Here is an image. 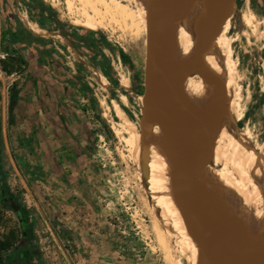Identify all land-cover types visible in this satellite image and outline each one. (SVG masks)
<instances>
[{"label": "rangeland", "instance_id": "rangeland-1", "mask_svg": "<svg viewBox=\"0 0 264 264\" xmlns=\"http://www.w3.org/2000/svg\"><path fill=\"white\" fill-rule=\"evenodd\" d=\"M235 5L229 37L244 112L233 127H248L263 143L264 0H235ZM243 13L255 19V32L242 24ZM23 18L34 27L25 26ZM71 18L65 0H0V261L169 264L137 158L144 34L87 30L72 25ZM20 41L37 49L34 64L15 48ZM33 68L67 89L88 137L81 150L73 143L44 147L26 112L40 83ZM168 243L172 263L186 264Z\"/></svg>", "mask_w": 264, "mask_h": 264}, {"label": "bare ground", "instance_id": "bare-ground-1", "mask_svg": "<svg viewBox=\"0 0 264 264\" xmlns=\"http://www.w3.org/2000/svg\"><path fill=\"white\" fill-rule=\"evenodd\" d=\"M154 2L155 0H65V5L72 16V25L92 31L116 28L124 35L137 38L140 34L145 35ZM218 2L219 0H193L183 19L168 26L169 46L177 66L197 54L198 36L210 23ZM235 11L234 1H228L221 11V26L199 70L196 71L194 66L185 69L180 74V82L186 97L211 120L214 127L212 156L197 182L234 220L247 238L264 250V141L259 143L255 140L248 127H233L235 122L241 121L244 112L241 76L229 37ZM240 20L252 32L256 31L258 24L251 14L243 13ZM22 21L28 28L34 27L26 18ZM145 108L150 131L146 137L140 132L141 146L137 158L141 167L142 146H147L149 156L145 164L147 176L144 189L152 201L148 206L158 223L157 239L160 248L165 251L169 264H180L179 260L172 263L169 259V240L174 243L176 253L186 264H210L198 255L188 235L187 223L174 205L175 154L167 135V117L154 107L147 105ZM116 109L123 116L120 108ZM140 177L143 178L142 174ZM206 237L227 250L223 239L216 238L211 232Z\"/></svg>", "mask_w": 264, "mask_h": 264}, {"label": "water", "instance_id": "water-1", "mask_svg": "<svg viewBox=\"0 0 264 264\" xmlns=\"http://www.w3.org/2000/svg\"><path fill=\"white\" fill-rule=\"evenodd\" d=\"M228 1L219 0L210 23L199 34L197 54L177 66L171 54L167 28L183 19L193 0H155L143 38L145 67L140 132L146 137L150 131L147 105L166 115L167 135L175 154L173 201L187 223L188 235L202 260L210 264H264V250L247 238L197 182L212 156L214 127L186 97L180 82V74L185 69L194 66L196 71L199 70L221 26V11ZM142 149L141 167L147 176L145 164L149 148L143 145ZM209 232L223 239L227 250L208 239Z\"/></svg>", "mask_w": 264, "mask_h": 264}, {"label": "crops", "instance_id": "crops-1", "mask_svg": "<svg viewBox=\"0 0 264 264\" xmlns=\"http://www.w3.org/2000/svg\"><path fill=\"white\" fill-rule=\"evenodd\" d=\"M17 33L21 34V31ZM14 46L20 54L29 57L31 64L38 61L35 47L30 48L27 43L21 41ZM31 72L36 74V79L40 83H37L32 96L27 100L26 112L36 132L43 137L44 147L46 145L49 147L51 144L61 147L73 143L81 150L88 144V137L79 111L67 98V89L60 87L53 80L50 81L43 70L33 68ZM40 149L43 150V147Z\"/></svg>", "mask_w": 264, "mask_h": 264}, {"label": "flooded vegetation", "instance_id": "flooded-vegetation-1", "mask_svg": "<svg viewBox=\"0 0 264 264\" xmlns=\"http://www.w3.org/2000/svg\"><path fill=\"white\" fill-rule=\"evenodd\" d=\"M19 264H25L23 261L20 260V263Z\"/></svg>", "mask_w": 264, "mask_h": 264}, {"label": "trees", "instance_id": "trees-1", "mask_svg": "<svg viewBox=\"0 0 264 264\" xmlns=\"http://www.w3.org/2000/svg\"><path fill=\"white\" fill-rule=\"evenodd\" d=\"M4 248H5V247H4ZM3 250H4V249H3ZM0 264H2L1 261H0Z\"/></svg>", "mask_w": 264, "mask_h": 264}]
</instances>
